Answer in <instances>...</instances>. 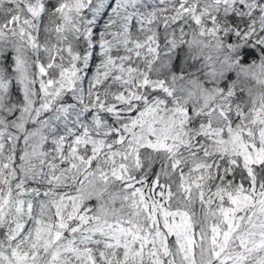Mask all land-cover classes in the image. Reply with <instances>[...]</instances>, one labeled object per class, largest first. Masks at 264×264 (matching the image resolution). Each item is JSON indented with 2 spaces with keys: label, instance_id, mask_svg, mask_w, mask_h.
<instances>
[{
  "label": "snow or ice",
  "instance_id": "1",
  "mask_svg": "<svg viewBox=\"0 0 264 264\" xmlns=\"http://www.w3.org/2000/svg\"><path fill=\"white\" fill-rule=\"evenodd\" d=\"M0 264H264V0H0Z\"/></svg>",
  "mask_w": 264,
  "mask_h": 264
}]
</instances>
